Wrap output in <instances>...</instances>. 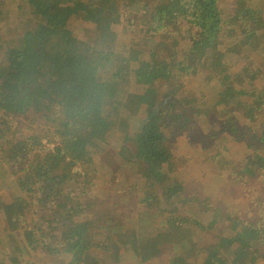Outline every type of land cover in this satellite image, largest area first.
<instances>
[{"label":"trees","instance_id":"trees-1","mask_svg":"<svg viewBox=\"0 0 264 264\" xmlns=\"http://www.w3.org/2000/svg\"><path fill=\"white\" fill-rule=\"evenodd\" d=\"M16 1V7H11L13 1L9 5L6 3L7 6L0 2V18L3 16L6 20L12 10L16 11L13 13L16 18L23 15L22 20L28 17L36 20V25L30 31L14 29L16 33L13 30L14 34L9 36L0 33V170L6 171L8 177L16 175L21 193L16 197L5 194L1 198L0 228L10 234L14 243L10 238H0V264L8 261L13 264H57L59 259L67 264H101V249L95 248L103 246L102 251H106L102 241H108L104 240L107 225L115 239L129 235V242L116 241L126 248H136L143 257L139 264H150L145 258L156 259L161 256L160 252L165 256L166 250L173 252L166 255V264H193L185 254L179 253V244L169 246L170 240L161 241L158 236L163 231L166 235L175 233L171 230L173 227L182 231L180 228L190 225L198 230L201 222L210 220L211 215L205 209L213 208L208 202L210 196L197 198L194 194L186 197L192 210L182 212L176 199L184 189L175 188L176 191L164 184L165 190L169 189L164 200L178 219L170 225L173 217L165 216L167 210L158 204L154 187L147 184L143 192L144 209L149 217H154L152 220L135 216L123 222L127 215L116 213L104 224L107 215L99 207H95L97 211L93 214L86 213L89 204L99 203H90L91 200L87 203L85 199L94 197L98 191L82 179L88 176L89 181L96 180L97 171L89 173L91 165L104 166L114 159L120 160L122 166L130 167L135 175L142 171V165L144 171H173L184 162L183 157L173 160L168 150L159 149L164 137L159 118L162 114L152 108L158 104L155 97L165 94L162 87L170 93L179 92L183 85L179 87L178 82L190 69L183 63L171 66V60L161 55L167 44L159 41V29L172 28L173 34L179 36L176 41H184L182 51L186 48L192 53L197 46L210 49L212 60L223 66V71L217 73L216 64H212L208 76L205 75L210 84L205 83L203 88L209 94L204 96L212 99L204 101L201 107L206 110L219 107L220 111H227L236 118L252 108L261 113L264 110V0H239L232 7L233 12L227 11L224 15L219 12L223 0H172L175 11L165 9L163 13L157 11L150 15L143 31L148 37L146 42L141 41L142 45L139 42L136 52L126 45L128 52L131 51L128 62L138 66L137 76L131 77L135 80L133 85L138 87L136 90L130 83L119 82L115 76L113 79L101 76L107 72L112 58L110 47H115L117 40L113 21L120 12L117 4L109 7L100 0H92L93 3L87 6L78 4L79 0ZM240 1H246L248 5H239ZM146 21L141 19L142 23ZM90 24L100 39L98 46L85 41L81 33L87 32L84 28ZM124 27V31L131 34L133 29L128 25ZM135 28L139 32L143 30ZM137 34H132L130 42ZM124 55L126 53L122 57ZM219 76L224 77L221 85L229 91L218 87ZM120 88L127 92L122 99L123 108L134 107L133 112L141 116L138 123L144 119L141 125L130 128L107 114L109 106L105 105V100L109 103L112 99L119 100L117 90ZM235 89L238 92L232 91ZM166 95L173 94L169 95L167 91ZM198 104L192 109L196 110ZM139 110L143 114L138 113ZM246 121L252 123L250 119ZM255 124L249 129L261 130L260 144L263 146V117ZM112 138L119 141V148L110 144L114 153L109 159V155L101 153L98 147ZM251 148V158L244 156L247 153L229 158L230 170L239 180L257 181L256 173L264 172V154L258 145ZM170 159L172 161L168 163ZM120 167H117L115 181L123 186ZM153 178L154 183H158L157 177ZM74 191L76 195L70 199V193ZM115 197H122L121 193H116ZM82 201L88 206L80 209ZM69 202L74 203L73 209L67 208ZM134 203L137 204L136 198ZM197 212L203 220H197ZM230 224L233 225L230 226L228 246L237 244L234 249L239 250L245 245L248 256L243 260L251 256L250 264H254L258 250L252 253L250 245L254 240L246 241V235L260 236L257 227L248 223L249 226L243 228V223L235 219ZM94 225L95 228L90 230ZM209 225V229L213 228ZM13 231L18 234L17 241L11 234ZM240 231L246 235L238 233ZM177 240L179 243L181 237ZM187 243L191 249L195 248L192 241ZM258 243L263 244V241ZM120 250L115 249L116 252ZM204 251L205 247H200L197 253L203 255ZM208 254L205 260L223 262L221 254ZM122 258L124 260L125 256Z\"/></svg>","mask_w":264,"mask_h":264},{"label":"rangeland","instance_id":"rangeland-1","mask_svg":"<svg viewBox=\"0 0 264 264\" xmlns=\"http://www.w3.org/2000/svg\"><path fill=\"white\" fill-rule=\"evenodd\" d=\"M0 2L1 5L5 6L11 4V2V7L17 6L16 0H0ZM91 2L92 0H79L78 4L87 6ZM93 2H95V0ZM99 2H103L102 4H107L109 7L117 4L120 9L119 16L113 20L115 23L114 34L118 35H116L117 40L115 42V47H110V49H112L111 62L109 66L107 65V72L102 73L101 76L105 78L110 77L111 79L115 76L119 82L125 84L130 83L133 85L135 80L131 77H134L135 75L137 76L138 66L137 64H131V62H128L131 51L129 50L128 52L126 45H129L127 47L132 51H138L139 42L144 41L145 43L148 39L145 34L146 32L143 31L148 24V18L150 15L155 14L157 11L163 13L165 9L175 11L173 1L100 0ZM238 2L239 0H223V3H220L219 12L223 14L227 13V11H231L232 7L234 8ZM239 5L247 6L248 3L246 4V1H240ZM14 12L16 11L11 10V16L6 18V20H3V16H1L0 33L9 36L16 33L15 30H17V28L21 29L20 31H30L35 29L36 20H31L28 17L22 20L23 15L16 18V14H13ZM232 12L233 10L230 13ZM144 18L147 19V21L142 23L141 19ZM124 25H128V27L132 25L130 27L133 29V31L130 32L131 34L124 31ZM135 27H141L143 30L139 32V30H136ZM84 31L87 32L81 33L85 37V41L98 46L100 39L97 37L92 24H90L89 27L84 28ZM173 31L174 30L170 27L166 30H164V28L162 30L159 29V41H163L167 44V49L161 55L171 60V66H174L177 63H183L187 69H190V71L185 73L186 77H182L179 80L178 86L180 87V85H183V87H180L179 92L170 93L169 89L162 87L161 91L165 94H160V96L155 97L158 104L153 105L152 109L156 108L162 114L159 118L161 122L160 124L162 125V135L164 137L161 139L162 142L158 146L159 149L162 148L161 150H168L173 155V160H175L174 157L178 158V160L183 157L184 162L181 164L179 163L173 171H144L142 165V171H139L137 175L134 174L130 167L122 166V162L117 159L108 162V164L104 166L94 163L89 168V173L90 171H97L98 175L96 180L89 181L88 176L85 175V178L82 180H85L86 184L92 185L93 190L97 189L98 191V194H95L94 197L85 199V201L88 203V201L91 200L90 203L99 204H89L88 206L85 201H82L80 209L81 206H88L86 213L93 214L97 211L95 207H99L103 210L104 215H107V217L104 218V224L107 221L110 222V217L116 213L119 215H127L128 218L126 217L123 222L130 221V217L133 218L135 216L143 220H147L148 218H151L152 220L154 217L152 215L149 217V213L144 209L146 207V203L143 199L144 186L149 184L154 187L157 194L156 197H159L158 204L162 205V207L167 210V212L164 213L165 216L173 217L170 220V225H172L176 223L178 219L175 218L177 216L171 212L169 204L164 200L165 194L169 190H165L164 184H168L173 189H184V192L177 195L176 199L180 211L182 212H191L192 210L191 207H189L188 201L185 200L186 197H193L194 194L198 196L197 198L200 196H210L208 202H211L210 204L213 208H211L212 210H209L210 208L205 209L206 211H209L211 215L209 219L211 221L207 220L205 222H201V227L198 230L193 229L190 225H187L185 229L180 228L182 231L171 227V230L175 231V233L166 235V231L161 232L158 236L161 241L170 240L169 246L179 244L177 246L181 250L179 253L185 254L187 260L193 264H218L219 262L211 263L210 261L205 260L204 257L210 252L214 255H218L219 252L225 254L229 252V249H234V247L238 246L237 244L228 246L227 243V240L231 236L229 231H231L232 228L230 226L233 225L230 224V221L235 219L245 224L251 223L253 227H257L258 232L261 234L260 236L248 237L245 233H243V231L238 233L245 234L247 237L246 241L254 240L250 245L252 253L254 250H258V257L256 258L254 264H263L264 172H262L263 174L261 172L256 173L255 178L257 181H248L246 179L245 181L239 180L237 178L238 175L233 174L230 170V163L228 162H230V157L242 155V153H247V155L244 156H247L248 158L253 157L249 156L252 154L251 147H256L257 145L262 154H264V145L262 146L260 144L261 130L253 128L249 129L250 127L256 125V121L262 117L264 119V110H261V113H258V109L255 108L253 110L252 108L251 111L236 118L235 115L229 114L227 111H220L218 109L219 107H216V109L208 107L207 110L206 107H201V105L204 104V101L212 99L211 96H204L209 93L205 92V88L203 87L205 83L210 84V81L205 79V75L208 76L209 71L212 69V64H216L217 73H221L223 71V66L217 64L219 63L217 60V62L212 60V51L210 49L205 50V47L203 46L195 47L194 50H192V53L186 48H183V51H185L183 52L181 50V46L184 41H176L179 36L174 35ZM72 32H74V30H72ZM132 34H137V38L130 42ZM252 41L254 43L256 42V39ZM142 44L143 43L141 42L140 45ZM115 49H117L116 51L118 54L115 53ZM123 53H126V55L122 57ZM122 69L124 71L121 73L120 71ZM120 76H122V78ZM223 78L224 77L220 76L217 77L218 87H221L224 91H229L221 85V80ZM131 87L134 90L138 89L137 85H133ZM167 91L169 95H173L167 96ZM232 91L238 92L237 89ZM117 94L119 100L112 99L111 103H109L110 101L105 100V105L109 106L107 114L112 119L113 117H117L122 123H126L129 127L141 125L144 119L138 123L141 116L140 114L133 112L134 107L126 109L123 108L124 101H122V99H124L127 95L125 89L120 88L117 90ZM200 98H202L203 101H197V99ZM137 103L140 104L139 101ZM196 104H198V107L196 110H193L192 107ZM174 105L177 108L174 109ZM147 109L148 107L145 105V111ZM262 109H264V107ZM138 113L143 114L140 110ZM247 119L252 120V123L246 121ZM230 120H234V122H229ZM156 125L159 126V124ZM117 138L118 137H116V139ZM118 142V140L113 138L108 142L105 141L99 145V151L101 153H107L110 159V154L114 153V148H112L110 144L113 143L112 146L119 148ZM249 149L250 151H248ZM171 161L172 160L170 159L168 163ZM163 164L166 165V161H164ZM117 167H120V178L121 182L124 184L123 186L117 184L115 181V174L118 173ZM106 171H109L110 173L103 175ZM153 176L157 177L158 183H154ZM8 178H10V180ZM15 178L16 175L8 177L6 171L0 170V202H2L1 198H3L5 194H10L14 197L21 195ZM73 184H76V182H73ZM116 193H121L122 197L116 198ZM75 195V191L70 193V199H72ZM135 198L137 204L134 203ZM103 207L106 209L104 210ZM67 208L73 209L74 203L69 202L67 204ZM106 210L109 212H106ZM197 216H199L197 220H203L199 212H197L196 217ZM161 221H163V219ZM208 224H210L209 226L213 228L209 229L207 227ZM185 225L186 223L183 224L182 227ZM248 226L249 225H243V228H247ZM94 228L95 225L91 226L90 230ZM106 230L107 232L104 233V240L108 239V241H102L106 244V251H102L103 246L95 248L99 250L101 249L100 253L99 250L96 252L97 255L98 253L101 255V264H139L143 257L142 255L139 256L136 248H126L116 241V239H119L121 236L116 237L115 239V236L111 234V228L108 227V225ZM0 231H2L0 233V238H4L5 240L10 238L12 241L9 233L4 232L2 228H0ZM15 232L16 231H13L11 234H14L13 236L17 241L18 234ZM179 236L181 237V240L178 243L177 238H179ZM119 240L129 242V235H126L124 239ZM188 241H192L195 248L191 249V247L188 246ZM258 241H263V244L258 243ZM12 243L14 242L12 241ZM182 247L185 251H183ZM200 247H205V251L202 253L203 255H199L197 253V251L199 252ZM116 248H120V252H116ZM195 249L197 250L195 251ZM240 249L248 253V250H246L248 248L245 245H243ZM19 250L20 249L17 247V255H19ZM172 253L173 252L170 250H166V255ZM122 255L125 256L124 260ZM160 255L161 256L156 259L145 258V260L150 264H166L165 261L167 256H163L162 252H160ZM224 257L226 258V255ZM24 258L27 259L25 254ZM251 259L252 257L249 256L246 260L241 259L240 262L243 261V264H249ZM234 261H236L235 255L232 262ZM49 263L50 262L47 264ZM56 263L67 264L64 263L62 259L57 260ZM5 264L13 263L8 261ZM223 264H230V262H223Z\"/></svg>","mask_w":264,"mask_h":264},{"label":"crops","instance_id":"crops-1","mask_svg":"<svg viewBox=\"0 0 264 264\" xmlns=\"http://www.w3.org/2000/svg\"><path fill=\"white\" fill-rule=\"evenodd\" d=\"M247 224L243 223L242 225H246L247 226ZM220 254L223 256V262H228L229 261L230 264H243V261L240 262L241 259L243 260V257L248 256V254L245 253L242 249L236 250V249H233V248L229 249V252H227L225 254H222V253L219 252L218 255H220ZM225 255H226V258L224 257ZM234 255H235L236 261L232 262L233 258H234ZM255 261H256V259L254 258V263H255ZM223 262H219L218 264H223ZM250 263H251V260L249 261V264Z\"/></svg>","mask_w":264,"mask_h":264}]
</instances>
